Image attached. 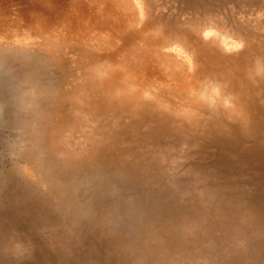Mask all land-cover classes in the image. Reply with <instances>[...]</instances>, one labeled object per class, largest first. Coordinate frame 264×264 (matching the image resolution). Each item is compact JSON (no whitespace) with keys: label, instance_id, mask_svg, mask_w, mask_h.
Segmentation results:
<instances>
[{"label":"rangeland","instance_id":"obj_1","mask_svg":"<svg viewBox=\"0 0 264 264\" xmlns=\"http://www.w3.org/2000/svg\"><path fill=\"white\" fill-rule=\"evenodd\" d=\"M258 65L264 0H0V264H264Z\"/></svg>","mask_w":264,"mask_h":264},{"label":"clouds","instance_id":"obj_2","mask_svg":"<svg viewBox=\"0 0 264 264\" xmlns=\"http://www.w3.org/2000/svg\"><path fill=\"white\" fill-rule=\"evenodd\" d=\"M137 7L138 8L140 7L139 3H137ZM141 18H143V17H141ZM209 35H212V33H210V32H206L205 33V36H209ZM242 47H243V44L240 43V42L234 43L232 45V48L235 49V50H238V49H240ZM262 74H264V68H262L261 66L258 65L257 68H256V75H262Z\"/></svg>","mask_w":264,"mask_h":264}]
</instances>
